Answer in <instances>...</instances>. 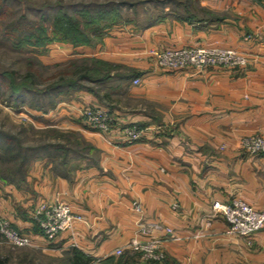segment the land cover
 Wrapping results in <instances>:
<instances>
[{"label": "crops", "instance_id": "crops-1", "mask_svg": "<svg viewBox=\"0 0 264 264\" xmlns=\"http://www.w3.org/2000/svg\"><path fill=\"white\" fill-rule=\"evenodd\" d=\"M137 8L93 46L50 47V54L120 64L129 78L114 87L109 103L76 92L43 115L80 130L98 160L64 173L38 160L20 185H0V217L37 233L38 203H70L84 222L55 243L30 246L48 255L75 247L98 261L128 250L133 239H159L176 264H264V228L250 247L226 234L221 209L241 199L264 211V154L242 146L247 136L264 134V0H150ZM186 46L235 49L248 64L170 69L152 54ZM95 106L114 117L107 137L82 119L81 111ZM133 125L151 130L127 144L122 128Z\"/></svg>", "mask_w": 264, "mask_h": 264}, {"label": "rangeland", "instance_id": "rangeland-1", "mask_svg": "<svg viewBox=\"0 0 264 264\" xmlns=\"http://www.w3.org/2000/svg\"><path fill=\"white\" fill-rule=\"evenodd\" d=\"M135 1L138 0L6 1L10 12L0 21V147L9 143L11 150L5 155L0 149V185L23 180L38 160L50 161V158H53L52 162L60 171H70L84 165L88 160L83 156L89 155L91 159L98 160V152L92 151L90 147L95 145L80 130L67 125L50 124L49 119L43 117L58 105L72 101L76 92H86L78 91L79 88L98 89L96 83L71 78L73 63H80V56L65 57L54 52L50 54L49 51L50 47L53 48L55 44L64 42L78 44L88 39L92 45H95L115 26L127 24L132 8L129 4ZM116 4H122L120 10ZM104 5L109 12L103 10ZM58 8L63 13H68L60 21L54 20L55 16L51 17L60 11ZM114 8L116 11H112ZM82 9L88 13V16L83 13L79 15L78 21L73 23L71 13ZM132 9L134 12L135 9ZM117 20L119 22L112 26V22ZM89 21L96 23L90 24ZM26 37H29L33 43L39 38L42 46L37 48L33 44H28ZM71 81L75 82V88L70 87ZM118 84L119 82L109 80L103 85V89L111 92V87ZM12 91H25L19 101L24 100L26 103L20 109L14 108L7 102V96ZM30 103L43 108L40 110L43 114L32 110ZM53 104H55L54 108H52ZM37 114L41 115L44 126L38 124ZM2 154H4L3 158ZM40 205L42 203H38L34 211ZM33 218L36 220L34 212ZM37 233L41 234L40 229ZM37 241L46 246L50 243L43 235L39 236ZM66 252L48 255L49 252L47 254L42 248L17 247L3 237L0 238V264H69ZM166 257L165 253V259ZM106 259L93 262L95 264H165V259L151 260L143 253L129 249L119 256L114 255L113 258Z\"/></svg>", "mask_w": 264, "mask_h": 264}, {"label": "built area", "instance_id": "built-area-1", "mask_svg": "<svg viewBox=\"0 0 264 264\" xmlns=\"http://www.w3.org/2000/svg\"><path fill=\"white\" fill-rule=\"evenodd\" d=\"M157 64L170 69L193 68L201 71L208 67L234 68L245 66L248 60L235 49L208 48L203 46H186L182 48H168L153 51ZM134 84L140 83V78L134 79ZM86 124L103 137L114 126V117L101 106L85 108L81 111ZM150 127L136 125L122 128L125 143L132 144L141 140ZM242 145L250 154H264V135H250L242 141ZM136 212L142 213L143 207L139 201L133 202ZM222 212L228 222L226 234L243 240L248 246H253L255 237L264 228V211H257L241 199H234L231 203L221 205ZM34 217L38 221L41 234L18 231L5 218L0 219V235L17 247L31 246L43 235L48 242L53 243L63 234H72L76 224L84 222L82 215L75 213L70 203L60 200L55 203L43 202L35 211ZM149 229L143 228V232ZM170 231V229H168ZM159 239H133L129 250L141 252L151 260L165 259ZM125 248H117L114 255H121Z\"/></svg>", "mask_w": 264, "mask_h": 264}, {"label": "trees", "instance_id": "trees-1", "mask_svg": "<svg viewBox=\"0 0 264 264\" xmlns=\"http://www.w3.org/2000/svg\"><path fill=\"white\" fill-rule=\"evenodd\" d=\"M7 0H0V21L3 19V17H7L9 15L10 12V7L8 6V4L6 3ZM146 1H150V0H138L135 2H132L129 4L130 7L134 8L136 10V8L138 6H144ZM119 6V10H120V6L122 4H116ZM103 9L105 12H109L107 9V7L104 5ZM116 8V7H115ZM114 8V10L112 11H116ZM60 10V8H58ZM138 9V8H137ZM57 10V9H54ZM110 10V9H109ZM138 11V10H136ZM135 11V12H136ZM91 12V11H90ZM86 15V17L88 16V13L82 9L81 11L76 10L73 11L71 13L72 16V20L73 23L75 21H78V17L79 15ZM52 14V13H51ZM68 13H63L61 10L58 11V13H54L53 15H51V17L55 16L54 20L56 21H60L62 19V17H66ZM19 22V20L17 21ZM92 22L96 21H89L90 24H92ZM119 21H113L112 22V26H115ZM115 24V25H114ZM70 28V27H69ZM68 28V29H69ZM22 30V29H21ZM67 30V29H65ZM108 34V33H107ZM105 36V35H104ZM103 39V38H102ZM26 42L28 44H33L35 45L37 48L41 47L42 44L40 42V39L38 38L36 40V43H33L29 37H26ZM65 43V42H64ZM68 43V42H66ZM46 44V43H45ZM72 44V43H71ZM73 46H81V45H86V46H93L91 44V42H89V40H85V41H81L78 44H72ZM81 62L80 63H73V70L71 71V78L72 79H81V80H86L87 82H91V83H96L98 84V89L95 90L93 88L88 87L87 89H83V88H79L78 91H86L89 93L94 94L102 103H109L112 100V95H113V91H114V87L117 85L112 86V91H107V89H103V85L110 81H115V82H122L124 80H127L129 78V75L126 73L125 69L123 68L122 65L120 64H116L107 60H103L101 58H97V57H80ZM73 61V60H72ZM57 65H59V63H56ZM3 82V81H2ZM72 82V81H71ZM3 84V83H2ZM1 84V85H2ZM75 82L73 81L72 83H70V87L75 88ZM23 92L25 91H12L11 93H9V95L7 96V102L13 106L14 108L20 109L26 102L24 100L19 101V98L22 96ZM30 108L34 111L41 112L40 110H42L43 108H41L39 105L36 104H31L30 103ZM54 108L55 104L52 105ZM44 112V111H43ZM139 127L145 128L148 127L146 125H140ZM10 139V138H8ZM11 145L9 143L2 145L0 147V149H2L3 153L6 155V153L8 154V152L11 150L10 147ZM91 150H95L98 152L99 155V150L95 147V146H90ZM4 154H2V158L4 156ZM83 157H87L88 160V164L89 163H95L97 161L91 159V157L88 156H83ZM5 160V159H4ZM52 160H54L53 158H50V161L47 160V162H49L50 164H52V166L54 167V169H56V171L58 170V168L55 166V164L52 162ZM59 172H65V170L60 171ZM27 176V175H26ZM26 176L23 180L17 181V182H13L10 181L7 184H15V185H20L23 181H25ZM128 251V250H127ZM67 254V260L69 262V264H91L94 259L93 257L87 255L85 252L81 251L78 248H73L70 251L66 252ZM111 257L113 258V256L108 257L107 259H111ZM106 259V260H107ZM165 264H176L175 262H172L171 260H169L167 257L165 259Z\"/></svg>", "mask_w": 264, "mask_h": 264}]
</instances>
